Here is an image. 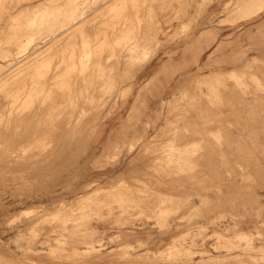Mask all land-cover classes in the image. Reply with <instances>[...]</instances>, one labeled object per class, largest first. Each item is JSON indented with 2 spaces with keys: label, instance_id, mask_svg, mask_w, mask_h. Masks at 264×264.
Here are the masks:
<instances>
[{
  "label": "rangeland",
  "instance_id": "obj_1",
  "mask_svg": "<svg viewBox=\"0 0 264 264\" xmlns=\"http://www.w3.org/2000/svg\"><path fill=\"white\" fill-rule=\"evenodd\" d=\"M120 1L66 0V5L65 0H0V264H264V0ZM73 14L86 25L85 32L62 40L57 29L64 22L69 26ZM98 22L114 25L116 32ZM97 23L103 27L99 31L108 27L106 34L114 33L111 42L104 32L96 39L106 38L100 41L105 49L113 47L96 51L103 58L97 56L89 73L99 79L86 78L93 80L86 82V91L85 83L64 85L68 91L74 86V93L79 89L75 100L57 93L55 103L44 93L50 103L77 100L75 106L69 101L70 106L58 103L56 109L53 104L54 111L48 103L51 108L39 114L31 110L38 100L34 91L21 102L16 89L32 83L34 76L37 80L43 68L59 63L64 64L57 68L60 72L80 70L77 65L73 71L65 61L74 47L85 53L81 69L91 67L94 39L86 36ZM73 75L63 78L70 81ZM43 79L40 84L46 80L48 85L55 78ZM9 94L19 95L23 105ZM27 118L45 128H35ZM49 119L54 127L61 125L63 132L56 130L60 135L49 129ZM46 127L60 137L55 141ZM34 128L40 129L39 138ZM30 133L37 139L29 137V142ZM64 134L68 138L62 141Z\"/></svg>",
  "mask_w": 264,
  "mask_h": 264
},
{
  "label": "bare ground",
  "instance_id": "obj_2",
  "mask_svg": "<svg viewBox=\"0 0 264 264\" xmlns=\"http://www.w3.org/2000/svg\"><path fill=\"white\" fill-rule=\"evenodd\" d=\"M87 1H88V0H87ZM105 1H106V0H105ZM112 1H113V2H112ZM119 1H120V0H119ZM12 2H13V1H12ZM18 2H19V0H18ZM20 2H21V1H20ZM45 2H46V1H45ZM63 2H64V0H63ZM80 2H81V1H80ZM85 2H86V1H85ZM103 2H104V0H103ZM111 2H112V3H111ZM111 2H110L109 4H113V5H114V4H116L115 2H118V0H115V2H114V0H111ZM121 2L124 3V1H122V0H121L119 3H121ZM126 2H127V1H126ZM136 2H138V1H136ZM136 2H135V4H137ZM6 3H7V2H6ZM52 3H53V2H52ZM56 3H57V2H56ZM64 3H66V0H65ZM70 3H71V2H70ZM70 3H69V5H70ZM139 3H140V2H139ZM3 4H4V3H3ZM3 4H2V5H3ZM9 4H10V3H9ZM59 4H60V3H59ZM67 4H68V3H66V5H67ZM101 4H102V3H101ZM109 4H108V5H109ZM117 4H118V3H117ZM130 4H131V1H130ZM133 4H134V3H133ZM6 5H7V4H6ZM53 5H54V4H53ZM63 5H64V4H63ZM63 5H62V6H63ZM71 5H72V4H71ZM71 5H70V6H71ZM84 5H85V4H84ZM105 5H107V3H106ZM118 5H119V7H120L121 4H118ZM127 5H128V4H127ZM127 5H126V7H127ZM9 6H10V5H9ZM9 6H8V7H9ZM39 6H40V5H39ZM57 6H58V5H57ZM70 6H69V7H70ZM74 6H75V7H74L75 9H78V8H79L78 6H77L78 8H76V5H74ZM82 6H83V5H82ZM109 6H110V5H109ZM5 7H6V6H5ZM37 7H38V6H37ZM43 7L45 8V6H43ZM54 7H56V6H54ZM107 7H108V6H107ZM112 7H113V6H112ZM115 7L117 8V6H115ZM119 7H118V8H119ZM131 7H132V6H131ZM135 7H136V6H135ZM137 7H139V6H137ZM137 7H136V9H137ZM31 8L35 9L34 7H31ZM56 8H57V7H56ZM58 8H59V7H58ZM101 8H102V7H101ZM104 8H105V7H104ZM113 8H114V7H113ZM116 8H115V9H116ZM11 9H13V8H11ZM28 9H29V8H28ZM41 9H42V8H41ZM41 9H40V10H41ZM66 9H67V8H66ZM68 9H69V8H68ZM72 9H73V6H72ZM72 9H70V11H71ZM75 9H74V10H75ZM79 9H80V8H79ZM79 9H78V10H79ZM129 9H130V7H129V8L127 7V11H128ZM131 9H132V8H131ZM0 10H1V9H0ZM2 10H3V9H2ZM24 10H25V9H24ZM31 10H32V9H31ZM31 10H29V12H30ZM56 10H57V9H55L54 12H56ZM64 10H65V9H64ZM113 10H114V9H113ZM113 10H112V11H113ZM61 11H62V10H61ZM67 11H69V10H67ZM76 11H77V10H76ZM76 11H75V12H76ZM79 11H80V10H79ZM79 11H78V12H79ZM99 11H101V9H98L97 12H98L99 14H98V13H97V14H98L99 16H102V13H103V12H102L101 15H100V12H99ZM104 11H106V9H105ZM127 11H126V12H127ZM132 11H133V10H132ZM138 11H139V10H137V12H138ZM4 12H5V11H4ZM4 12H3V13H4ZM24 12H25V11H24ZM31 12L33 13V11H31ZM35 12H36V10H35ZM38 12H39V10H38ZM40 12H41V11H40ZM57 12H58V10H57ZM82 12L84 13L85 11H82ZM82 12H80V13H82ZM128 12H129V11H128ZM134 12H136V11H134ZM26 13H28V11H27ZM62 13H63V12H62ZM62 13H61V14H62ZM67 13H68V12H67ZM71 13H72V12H70V15H71ZM83 13H82V14H83ZM30 14H31V13H30ZM33 14H34V13H33ZM35 14H36V13H35ZM40 14H42V13H40ZM49 14H50V12H49ZM77 14H79V13H77ZM108 14H109V13H108ZM131 14H133V13L131 12ZM3 15H4V14H3ZM56 15H57V14H56ZM59 15H60V13L58 14V16H59ZM62 15H63V14H62ZM64 15L66 16V13H65ZM80 15H81V14H80ZM95 15H96V14H95ZM103 15H105V14H103ZM106 15H107V13H106ZM111 15H113V14H111ZM116 15H117V14H116ZM118 15H119V14H118ZM133 15H134V14H133ZM133 15H132V16H133ZM137 15H138V14H137ZM25 16H26V15H25ZM46 16H47V15H46ZM49 16H50V15H49ZM52 16H54V15H52ZM72 16H73V19H72V22L69 24V26L66 27V25H63V24L65 23V22H64V23L62 24L63 27L60 25L61 27L57 29V31H58V33H59L57 36L63 37V38H61L62 40H63L64 38H66V37L71 36V35H72V37H73L74 35H77V36H78V34H77L78 31H79V32H80V31L83 32V31L85 30V26H86V25H84V26L82 27L83 24H82L81 22H77V20H76L77 17H74V14H73ZM96 16H97V15H96ZM96 16H95V17H96ZM30 17H31V15H30ZM102 17H103V16H102ZM110 17H111V16H110ZM130 17H131V16H130ZM8 18H9V17H8ZM26 18H27V17H26ZM47 18H48V17H47ZM63 18H64V17H63ZM69 18H70V17H69ZM78 18H79V17H78ZM92 18H93V17H92ZM114 18H115V17H114ZM122 18H123V17H122ZM124 18H126V17L124 16ZM136 18H137V17H136ZM136 18H133V19H136ZM21 19H22V17H21ZM44 19H45V18H44ZM55 19H56V18H55ZM96 19H97V17H96ZM117 19H118V18H117ZM131 19H132V18H131ZM133 19H132V20H133ZM0 20H1V19H0ZM19 20H20V19H19ZM47 20H49V19H47ZM57 20H58V19H57ZM59 20H60V19H59ZM66 20H68V19H66ZM104 20H105V19H104ZM106 20H107V19H106ZM112 20H114V19H112ZM112 20H111V21H112ZM119 20H120V19H119ZM132 20H131V21H132ZM51 21H52V20H51ZM55 21H56V20H55ZM84 21H85V20H84ZM84 21H83V23H84ZM114 21H117V20L115 19ZM114 21H112V22H114ZM121 21H122V20H120V22H121ZM20 22H22V21H20ZM23 22H24V21H23ZM48 22H49V21H48ZM66 22H67V21H66ZM87 22H88V23H87ZM87 22L85 21V23H87L88 25L91 24L90 19H89V21L87 20ZM93 22H94V21H93ZM96 22H97V21H96ZM102 22H104V21H102ZM16 23H17V22H16ZM24 23H25V22H24ZM38 23H39V22H38ZM44 23L46 24V21H45ZM51 23H53V21H52ZM57 23H58V22H57ZM68 23H69V22H68ZM77 23H81V24H79V25H81V26L79 27V25H78ZM94 23H95V22H94ZM98 23H101V22H98ZM98 23H97V24H98ZM106 23H109L108 20H107ZM110 23H111V22H110ZM117 23H119V21H118V22H115V25H117ZM124 23H125V22H124ZM130 23H131V22H130ZM132 23H133V22H132ZM134 23H135V22H134ZM39 24H40V23H39ZM42 24H43V23H42ZM45 24H44V25H45ZM55 24H56V23H55ZM60 24H61V23H60ZM119 24H120V23H119ZM119 24H118L117 27H120ZM127 24H128V23H127ZM15 25H16V24H15ZM24 25H25V24H24ZM27 25H28V24H27ZM31 25H32V24H31ZM40 25H41V24H40ZM47 25H49V23H47ZM88 25H87V27H89ZM102 25H103V27H104V26H109V24H106V25H105V23H104V24L101 23V26H102ZM53 26H55V25H53ZM95 26H96V25H95ZM95 26H94V27H95ZM98 26H99V27H98ZM113 26H114V25H111V27H113ZM124 26H125V25H124ZM127 26H128V25H127ZM18 27H19V26H18ZM21 27H22V26H21ZM33 27H34V26H33ZM35 27H36V26H35ZM35 27H34V28H35ZM58 27H59V26H58ZM90 27L92 28L93 25H91ZM94 27H93V28H94ZM103 27H101V28H103ZM111 27L109 26L110 29H111ZM115 27H116V26H115ZM121 27H122V26H121ZM138 27H139V26H138ZM11 28H12V27H11ZM40 28H41V27H40ZM42 28L44 29V26H43ZM53 28H54V27H53ZM93 28H92V29H93ZM99 28H100V25L98 24V25L93 29L94 32H92V33L90 32V33H89V36H86V37H87L86 39H88V40H89L90 37L94 39V40H93L94 42H93V44H92V45H93V46H92L93 49H91L92 51H90V52L93 54V56L90 57V60H91L90 62H92V63L89 64V65H91L90 68L87 67L88 72H85V71H87V69H86V70L84 69L85 71L82 70V69L85 67L84 62H83V61H84L83 57L85 56V53H83V51H82V52H81V51L79 52V50L82 49V47L80 46L81 48L79 47V50H76V49H78V48L75 49V47H74V49L72 48V49H73V52H70V51H69L70 49H69V50H68L69 52H67V53H69L70 55H69V56L66 55V59H65V61H66V60H69V61H70L68 64L71 65L73 71H74V69H75L74 67L77 66V65H79L78 67L80 68V70H79V68H78L79 71H76V69H75V74L73 75L74 72H73V73H69V72H68V69L65 68V67H69V68H71V67L68 66V65H66V66L64 67V68L66 69V71H65V70H62V72H63V71H64L65 73L68 72L69 75H70V74L73 75V76H72L73 78L71 77L72 80H71V78H70V79H69L70 81H66L65 78H63V77H64V75H65V77H67V78L70 77V76L68 75V73H67V75H66L65 73L62 74V72H60V69H57V68L63 67L64 64H63V65L60 64V67H58L59 63H58V65L56 64L57 66H54V64H52L54 67H52V66H48V67L45 66V67H47V68H46V69L43 68V70H44V71L42 70L43 72L38 71V72H41V73H42V74L39 73L40 76H38V77H39L38 79H40V78L43 79V78L45 77L46 79H47V78H49V79H50V78H51V79H53V78H55V79L60 78V79H63V80H62V81L59 80L58 82H56L55 79H54V81H52V80L50 79L52 84L49 82L48 85H47V84L45 85L44 83H45L46 80L43 81V80H44V79H43V80H41V81H43V84L45 85V86H44L43 84H40V83H41L40 80H38V79L36 80L37 76H36V77L34 76L36 73H35V74H32V75L34 76V78H35V79L32 80V83H29V82H28V84H26L27 82H26V83L24 82L26 85H25V84H24V85L21 84V85H20L21 87H20V86L18 87L19 89H16V88H15V89H16V92H15V93H18V92H19L18 90L21 91V92L19 93V95H20V94L22 95V96L20 95L21 98H22L21 102H22L23 99H24V103H26V102H25V97H26L27 94H25V93H29V94H30L31 91H32V92L34 91L35 93H33V94H36L35 96H37V93H38V96H37V99H38V100L35 101V103L37 102L38 104L36 103L37 105H34L35 103L32 102V103H34V104L31 105V106H32V107L35 106V107H33V108L31 107V108H32L31 110L34 111L33 109H35L36 111H39V112H38L39 114H41V113H42V114H43V113L45 114V112H46L45 110H47V109L49 110V109L53 106V104H54V106H56V107H55L56 109H57V106H58V105H59L58 108L60 107V104H61V106L63 105V103L60 102L62 99H61L60 101H58V100H59V99H58L57 101H58V103H60V104L57 103V104L55 105L56 100H54L53 97H54L57 93L59 94L60 97H63V96H66V95H67V96H69L70 99H72V98H73L74 100H75V99H78V97H77V98L75 97V96H76L75 94H79V93H78V92H79V89L76 90V91H78L77 93H74V92L71 91V90H73L74 86H73V87L70 86V89H71V90L69 89V91H68L67 89H66V90H67V91H66V90L64 89V87L68 86V88H69V85H75V86L77 87V86H81L82 83H85V84H84V90H85V87H86V85H87L86 82L89 81V80L86 81V78L89 79L88 77L91 78L92 75H95V76H96V74H92V75H91V73H89V71H90V69L92 68V66H93L94 64L98 63V61H97V59H98L97 56L99 55V53H98V55H97V52H96V51H97V50H100L99 47L102 46V45L100 46V44H101V43L103 44V42H104L103 40L106 39V38H103V37H102L103 39H102V38H101V39H102L103 42L101 41V39H100L99 42H98V41H97V40H98L97 38L100 37V36H102L101 34H102L103 32L105 33V35H107V36H106L107 38L113 36V34H114V33H111L112 35H111V36H108V34L110 35V31H111L112 29L109 30V33L107 32V34H106V31H108V30H107V29L105 30V28H108V27H105V28H104L105 31L102 29L103 32H102V31H99V30H98ZM101 28H100V30H101ZM109 28H108V29H109ZM124 28H125V27H124ZM124 28H123V29H124ZM126 28H127V27H126ZM131 28H132V26H131ZM0 29H1V27H0ZM9 29H10V28H9ZM36 29H37V28H36ZM55 29H56V28H55ZM115 29H116V28H115ZM117 29H118V28H117ZM138 29H139V28H138ZM18 30H20V28H19ZM34 30H35V29H34ZM37 30H38V29H37ZM37 30H36V31H37ZM49 30H50V29H49ZM90 30H91V29H90ZM120 30H121V29H120ZM24 31H25V29H24ZM39 31H40V30H38V32H39ZM50 31H54V30H50ZM50 31H49V32H50ZM86 31H87V33L89 32L88 29H86ZM112 31H115L114 28H113ZM127 31H128V30H127ZM132 31L134 32V28H133ZM132 31H131V32H132ZM3 32H4V31H3ZM5 32H6V31H5ZM10 32H11V30H10ZM30 32H31V31H30ZM43 32H44V31H42V33H43ZM47 32H48V31H47ZM55 32H56V30H55ZM84 32H85V31H84ZM99 32H100V33H99ZM101 32H102V33H101ZM115 32H116V31H115ZM136 32H137V30H136ZM23 33H24V32H23ZM39 33H41V32H39ZM87 33L84 34V37H85V35H87ZM122 33H124V32H122ZM122 33H121V34H122ZM128 33H129V32H128ZM19 34H20V33H19ZM21 34H22V33H21ZM29 34H30V33H29ZM34 34H35V33H34ZM47 34H48V33H47ZM117 34H118V33H117ZM117 34H116V35H117ZM119 34H120V32H119ZM119 34H118V35H119ZM12 35H13V34H12ZM15 35H16V34H15ZM23 35H25V34H23ZM23 35H21V36L23 37ZM27 35H28V33H27ZM36 35H37V37H38V34H36ZM40 35H41V34H40ZM82 35H83V34H82ZM123 35H124V34H123ZM135 35H136V34H135ZM135 35H134V37H135ZM17 36H18V35H17ZM17 36H16V37H17ZM21 36H20V37H21ZM42 36H43V35H42ZM45 36H46V35H45ZM79 36H81V33H80ZM79 36H78V37H79ZM103 36H104V35H103ZM114 36H115V35H114ZM126 36H127V33H126ZM130 36H131V35H130ZM138 36H139V35H138ZM10 37H11V36H10ZM18 37H19V36H18ZM27 37H28V36H27ZM72 37H71V38H72ZM81 37H82V36H81ZM81 37H80V38H81ZM84 37H83V38H84ZM88 37H89V38H88ZM116 37H117V36H116ZM2 38H3V37H2ZM57 38H58V37H57ZM73 38H74V37H73ZM76 38H77V37H76ZM80 38H79V39H80ZM83 38H82V39H83ZM113 38H114V37H112V39H113ZM125 38H126V37H125ZM135 38H136V37H135ZM14 39H15V38H14ZM20 39H21V38H20ZM22 39H23V38H22ZM61 39H60V38L56 39L57 44L60 43L59 41H61ZM69 39H70V38H69ZM74 39H75V38H74ZM79 39H78V40H79ZM96 39H97V40H96ZM108 39H109V38H108ZM138 39H139V38H138ZM7 40H8V37H7ZM17 40H18V39H17ZM64 40H66V39H64ZM67 40H68V39H67ZM70 40H72V39H70ZM83 40H84V39H83ZM83 40H82V41H83ZM95 40H96V41H95ZM109 40H110V39H109ZM128 40H129V39H128ZM132 40H133V39H132ZM2 41H3V40H2ZM14 41H16V40H14ZM34 41H35V40H34ZM36 41H37V39H36ZM91 41H92V39H91ZM91 41H90V42H91ZM100 41H101V43H100ZM107 41H108V40H107ZM112 41H113V40H112ZM123 41H124V38H123ZM129 41H130V40H129ZM12 42H13V41H12ZM54 42H55V41H54ZM56 42H55V43H56ZM61 42H62V41H61ZM65 42H66V41H65ZM72 42H73V41H72ZM85 42H88V41H84L83 43H85ZM90 42H89V44H90ZM97 42L99 43V45L97 44ZM109 42H111V40H110ZM113 42H114V41H113ZM113 42H112V43H113ZM131 42H132V41H131ZM131 42H130V43H131ZM0 43H1V42H0ZM22 43H23V42H22ZM81 43H82V42H81ZM104 43H105V42H104ZM107 43H108V42H107ZM126 43H127V42H126ZM135 43H137V42H135ZM140 43H141V42H140ZM5 44H7V43H5ZM17 44H18V43H17ZM52 44H53V43H52ZM57 44H56V45H57ZM115 44H116V43H115ZM117 44H118V42H117ZM119 44H120V43H119ZM2 45H3V44H2ZM9 45H10V44H9ZM9 45H8V46H9ZM59 45H60V44H59ZM61 45H62V44H61ZM66 45H67V43H66ZM68 45H69V44H68ZM73 45H74V44H73ZM78 45H79V43H78ZM81 45H82V44H81ZM84 45H85V44H84ZM90 45H91V44H90ZM104 45H105V44H104ZM111 45H112V44H111ZM111 45H110V46H111ZM113 45H114V44H113ZM126 45H127V44H126ZM17 46H18V45H17ZM19 46H20V45H19ZM63 46H64V45H63ZM106 46H108V44H107ZM110 46H108V47H110ZM120 46H121V45H120ZM120 46H118V47H120ZM122 46H123V45H122ZM136 46H137V45H136ZM140 46H141V45H140ZM142 46H143V45H142ZM11 47H12V46H11ZM28 47H29V46H28ZM49 47H51V46H49ZM58 47H59V46H58ZM69 47H70V46H69ZM76 47H78V46H76ZM103 47H104V46H103ZM103 47H101V48H103ZM138 47H139V46H138ZM12 48H13V47H12ZM52 48H53V47H52ZM54 48H55V47H54ZM61 48H62V46H61ZM110 48H113V47H110ZM110 48H109V50H110ZM115 48H116V46H115ZM123 48H124V47H123ZM125 48H127V47H125ZM132 48H133V45H132ZM135 48H136V47H135ZM0 49H1V48H0ZM13 49H14V48H13ZM17 49H18V48H17ZM17 49H16V50H17ZM64 49H65V48H64ZM72 49H71V50H72ZM103 49H105V48H103ZM106 49H107V48H106ZM106 49H105V51H106ZM127 49H129V48H127ZM133 49H134V48H133ZM139 49H140V48H139ZM139 49H138V50H139ZM7 50H8V49H7ZM46 50H47V49H46ZM54 50H56V49H54ZM58 50H59V49H58ZM74 50H75V51H74ZM86 50H87V48H86ZM89 50H90V49H89ZM89 50H88V51H89ZM107 50H108V49H107ZM109 50H108V51H109ZM129 50H130V49H129ZM131 50H132V49H131ZM131 50H130V51H131ZM2 51H3V50H2ZM9 51H10V49H9ZM11 51H12V50H11ZM11 51H10V53H11ZM14 51H15V50H14ZM105 51L103 50V52H105ZM113 51H114V50H113ZM130 51H129V52H130ZM134 51H135V49H134ZM134 51H133V53H134ZM44 52H45V51H44ZM47 52H49V51H47ZM51 52H52V51H51ZM53 52H54V51H53ZM55 52H56V51H55ZM57 52H58V51H57ZM98 52H99V51H98ZM100 52H102V50H100ZM120 52H121V51H120ZM0 53H1V52H0ZM15 53H16V52H15ZM86 53H88V52L86 51ZM106 53H107V52H106ZM112 53H113V52H112ZM127 53H128V51H127ZM2 54H3V53H2ZM53 54H54V53H53ZM56 54H57V53H56ZM62 54H63V53H62ZM62 54L60 53V56H61ZM89 54H90V53H89ZM101 54H103V53H101ZM101 54L99 55V57H102ZM115 54H116V53H115ZM130 54H131V53H130ZM4 55H5V54H4ZM7 55H8V54H7ZM42 55H43V54H42ZM44 55H45V54H44ZM64 55H65V54H64ZM90 55H91V54H90ZM90 55H89V56H90ZM123 55H124V54H123ZM132 55H134V54H132ZM11 56H13V54H11ZM53 56H54V55H53ZM62 56H63V55H62ZM62 56H61V57H62ZM103 56H104V55H103ZM108 56H109V55H108ZM112 56L114 57L115 55L113 54ZM112 56H111V57H112ZM127 56H128V55H127ZM17 57H18V56H17ZM38 57H39V56H38ZM50 57H51V55H50ZM61 57H59L60 60H61ZM63 57L65 58V56H63ZM67 57H68V59H67ZM4 58L6 59V57H4ZM57 58H58V55H57ZM57 58H55V60H56ZM102 58H103V57H102ZM107 58H108V57H107ZM12 59H13V57H12ZM34 59H35V58H34ZM38 59H39V58H38ZM38 59H37V60H38ZM43 59H44V58H43ZM49 59H50V58H49ZM62 59H63V58H62ZM44 60H45V59H44ZM47 60H48V59H47ZM55 60H54V61H55ZM98 60H99V59H98ZM101 60H102V59H101ZM101 60H100V61H101ZM104 60H105V59H104ZM123 60H124V59H123ZM129 60H131V59H129ZM133 60H134V59H133ZM28 61H29V60H28ZM39 61H42V58H41V60H39ZM45 61H46V60H45ZM57 61H59V60L57 59ZM118 61H121V59H119ZM47 62H48V61H47ZM61 62H63V60L60 61V63H61ZM101 62H103V60H102ZM101 62H99V65H96V66L100 67V63H101ZM133 62H134V61H133ZM23 63H24V62H23ZM33 63H34V62H33ZM36 63H38V62L36 61ZM49 63H50V62H49ZM52 63H53V62H52ZM64 63H65V62H64ZM88 63H89V62H88ZM88 63H86V64L88 65ZM7 64H8V63H7ZM9 64H11V63H9ZM27 64H28V63H27ZM29 64H30V63H29ZM31 64H32V63H31ZM39 64H40V63H39ZM45 64H47V63L45 62ZM92 64H93V65H92ZM126 64H127V63H126ZM129 64H130V63H129ZM131 64H132V63H131ZM21 65H22V64H21ZM32 65H33V64H32ZM42 65H43V64H42ZM49 65H51V63H50ZM87 65H86V66H87ZM104 65H105V64H104ZM19 66H20V65H19ZM19 66H18V67H19ZM25 66H26V64H25ZM101 66H102V65H101ZM20 67H21V66H20ZM28 67H29V66H28ZM28 67H26V68L24 69V70H26L27 73L29 72V71H27ZM30 67H31V66H30ZM34 67H35V66H34ZM39 67H40V66H39ZM39 67H38V68H39ZM98 67H97V69H98ZM131 67H132V66H131ZM1 68H2V67H1ZM6 68H7V67H6ZM6 68H5V69H6ZM16 68H17V67H16ZM16 68H15V69H16ZM23 68H24V66H23ZM31 68H32V67H31ZM36 68H37V67H36ZM81 68H82V69H81ZM17 69H19V68H17ZM17 69H16V70H17ZM21 69H22V68H21ZM21 69H19V70H17V71H20ZM62 69H63V68H62ZM93 69H94V68H93ZM93 69H91V70H93ZM97 69L95 68V71H96ZM99 69H100V68H99ZM103 69H104V68H103ZM1 70H2V69H1ZM13 70H14V69H13ZM36 70H37V69H34V71H36ZM40 70H41V69H40ZM57 70H58V71H57ZM104 70H105V69H104ZM137 70H138V69H137ZM69 71H72V70L69 69ZM21 72H22V71H21ZM26 72L23 71L22 73H25V74H26ZM31 72H32V71H31ZM38 72H37V73H38ZM76 72H77V73H76ZM91 72H92V71H91ZM93 72H94V70H93ZM101 72H102V71H101ZM101 72H100V73H101ZM236 72H237L238 74H240V72H238V71H236ZM0 73H1V72H0ZM95 73L98 74L99 71H98V72H95ZM17 74H18V73H17ZM111 74H112V73H111ZM113 74H114V73H113ZM14 75H15V74H14ZM37 75H38V74H37ZM98 75L100 76L101 74H98ZM218 75H221V74H218ZM8 76L13 77L12 75H8ZM20 76H22V75H20ZM25 76H27V75H25ZM28 76H29V75H28ZM28 76H27V77H28ZM17 77H18V76H17ZM17 77H16V79H17ZM23 77H24V76H23ZM29 77H30V76H29ZM102 77H103V76H102ZM92 78H93V77H92ZM92 78H91V79H92ZM95 78H97V76L94 77V79H95ZM236 78H237V77H236ZM14 79H15V78H14ZM20 79H21V77H20ZM49 79H48V80H49ZM91 79H90V81L93 82V80H91ZM97 79H99V78H97ZM111 79H112V78H111ZM3 80H4V79H3ZM22 80H23V79H22ZM29 80H30V79H29ZM29 80H28V81H29ZM48 80H47V82H48ZM0 81L2 82L1 79H0ZM5 81H6V80H5ZM8 81H10V80H8ZM13 81H15V80H13ZM34 81H35V82H34ZM84 81H85V82H84ZM90 81H89V83H90ZM125 81H126V80H125ZM19 82H20V81H19ZM47 82H46V83H47ZM53 82H54V83L56 82V83H55L56 85H55V84L53 85ZM95 82H96V81H95ZM97 82H98V81H97ZM106 82H107V81H106ZM106 82H105V83H106ZM110 82H111V81H110ZM6 83H7V82H6ZM6 83H4V84H6ZM89 83H88V85H90ZM113 83H114V82H113ZM4 84H3V85H4ZM8 84H9V82H8ZM11 84L13 85V82H12ZM14 84H15V83H14ZM16 84H17V82H16ZM18 84H19V83H18ZM50 84L54 86V88H53V86H52V89H55V88H56V89H55L56 91L52 92V91H53L52 89H50V90L48 89V87L50 86ZM103 84H104V83H103ZM1 85H2V84H1ZM12 85H10L11 88H14ZM64 85H65V86H64ZM94 85H95V84H94ZM97 85H98V84H97ZM109 85H110V84H109ZM8 86H9V85H8ZM8 86H7V87H8ZM23 86H24V87H23ZM63 86H64V87H63ZM91 86H93V85H91ZM1 87H2V86H1ZM1 87H0V88H1ZM4 87H5V86H4ZM15 87H16V86H15ZM71 87H72V88H71ZM95 87H96V86H95ZM5 88H6V87H5ZM49 88H50V87H49ZM58 88H60V90H59ZM90 88H91V87H90ZM93 88H94V87H93ZM106 88H107V86H106ZM111 88H112V87H111ZM2 89H3V88H2ZM15 89H14V90H15ZM75 89H76V88H75ZM88 89H89V88H88ZM91 89H92V88H91ZM100 89H101V88H100ZM113 89H114V88H113ZM113 89H112V90H113ZM5 90H6V89H5ZM10 90H11V89H10V87H9V91H8V92H10ZM12 90H13V89H12ZM14 90H13V91H14ZM36 90H37V91H36ZM58 90H59V91H58ZM61 90H62V91H61ZM80 90H83V89H81V87H80ZM84 90H83V92H84ZM0 91H1V90H0ZM50 91H51L52 93H50ZM60 91H61V92H60ZM70 91L74 94V95L71 96V97H70V95H72V93H68V92H70ZM73 91H74V90H73ZM76 91H75V92H76ZM85 91H86V90H85ZM88 91H89V90H88ZM91 91H92V90H91ZM105 91H106V90H105ZM107 91H108V90H107ZM1 92H2V91H1ZM11 92H12V91H11ZM11 92H10V93H11ZM32 92H31V93H32ZM45 92H47V94H46L47 97H48L50 94L53 95L52 97H51V95H50L49 97H50V99L52 98V99L55 101V103H52V102H51L52 104L50 103L51 100H48V98L45 97V96H46V95H44ZM97 92H99V91H97ZM103 92H104V91H103ZM110 92H111V90H110ZM127 92H128V91H127ZM4 93H5V91H4ZM12 93H13V92H12ZM48 93H49V95H48ZM94 93H95V92H94ZM123 93H124V92H123ZM1 94H3V92H2ZM41 94H43V95H41ZM4 95H5V94H4ZM9 95H12V94H9ZM19 95H17V96H19ZM23 95H24V96H23ZM40 95H41V96H44L45 98H47L48 102H46L45 105H44V103H43V102H45V100H44L45 98L43 99L44 101H43V100H40V98H38V97H41ZM102 95H104V94H102ZM12 96H13V95H12ZM12 96H11V97H12ZM15 96H16V95H15ZM15 96H13V97H15ZM17 96L15 97V99L13 98V101H15V100L17 99ZM28 96H30V98L27 97V99H31V96H32V95H28ZM79 96H80V95H79ZM88 96H89V93H88ZM96 96H97V95H96ZM98 96H99V95H98ZM105 96H106V95H105ZM3 97H4V96H3ZM23 97H24V98H23ZM57 97H58V96L56 95L55 98L57 99ZM60 97H59V98H60ZM74 97H75V98H74ZM5 98H6V97H5ZM5 98H4V99H5ZM67 98H68V97H67ZM67 98H64L63 100L65 101V99H67ZM80 98H81V96H80ZM86 98H88V97H86ZM93 98H94V97H93ZM103 98H104V97H103ZM1 99H2V98H1ZM11 99H12V98H11ZM18 99H20V98H18ZM18 99H17V100H18ZM27 99H26V100H27ZM35 99H36V97H35ZM41 99H42V97H41ZM84 99H85V98H84ZM2 100H3V99H2ZM5 100H6V99H5ZM5 100H3V101H5ZM33 100H34V97L32 98L31 101H33ZM74 100H73V102H72V100H69V101L71 102V103H70L71 106H72V105L75 106L74 104L77 103V100H76V103L74 102ZM88 100H89V99H88ZM6 101H7V100H6ZM9 101H11V100H9ZM18 101H19V100H18ZM27 101H29V100H27ZM31 101H29V102H31ZM54 101H53V102H54ZM64 101H63V102H64ZM69 101H68V99H67L66 102H68L67 105L70 106ZM86 101H87V100H86ZM15 102H17V101H15ZM15 102H13L12 104H13V105H15V104H16V105H19V104H20V101L18 102L19 104L15 103ZM78 102H79V101H78ZM80 102H81V101H80ZM82 102H83V101H82ZM7 103H8V102H7ZM14 103H15V104H14ZM32 103H31V104H32ZM48 103L51 104V107H50V105H49ZM64 103H65V102H64ZM73 103H74V104H73ZM4 104H5V103H4ZM21 104L23 105V103H21ZM21 104H20V105H21ZM28 104H29V105H27V106L30 107V103H28ZM83 104H84V103H83ZM93 104H94V103H93ZM9 105H10V104H9ZM13 105H12V106H13ZM16 105H15V107H16ZM24 105H25L24 107H27L26 104H24ZM65 105H66V104L63 105V106H64V109H65V107L67 106V105H66V106H65ZM95 105H96V103H95ZM54 106H53V109H54ZM63 106H62V107H63ZM79 106H80V104H79ZM91 106H92V105H91ZM91 106H90V107H91ZM15 107L13 106V109H14ZM29 107H28V111L30 110ZM49 107H50V108H49ZM76 107H77V106H76ZM82 107H83V106H82ZM88 107H89V106H88ZM16 108H17V107H16ZM20 108H21V106H20ZM22 108H23V107H22ZM68 108H69V107H68ZM71 108H72V107H71ZM71 108H70V109H71ZM74 108H75V107H74ZM74 108H73V110H75ZM4 109H5V107H4ZM7 109H8V108H7ZM7 109H6V110H7ZM9 109H10V107H9ZM53 109H52L51 111H53ZM56 109H54V111H55ZM59 109H60V108H59ZM59 109H58V110H59ZM76 109H77V108H76ZM84 109H85V108H84ZM10 110H11V109H10ZM21 110L23 111V109H21ZM31 110H30V113L33 115L34 112L32 113ZM48 110H47V111H48ZM73 110H72V111H73ZM8 111H9V110H8ZM15 111H17V110L15 109ZM44 111H45V112H44ZM51 111H49V112L51 113ZM60 111H61V110H60ZM64 111H65V110H64ZM76 111H78V109H77ZM79 111H80V110H79ZM26 112H27V111H26ZM58 112H59V111H58ZM62 112H63V111H62ZM62 112H60V113H62ZM68 112H69V111H68ZM84 112H85V111H84ZM20 113H21V112H20ZM23 113H24V111H23ZM38 113H37V114L34 113V116H37V115H38V117H35V118H38V119H39L41 115L39 116ZM69 113H70V112H69ZM79 113H80V112H79ZM10 114H11V112H10ZM24 114H25V113H24ZM28 114H29V112H28ZM53 114H54V113H53ZM63 114H64V113H63ZM66 114H67V113H66ZM76 114H77V113H76ZM76 114H75V115H76ZM1 115H2V114H1ZM16 115H17V114H16ZM50 115H51V114H50ZM50 115H49V113H48L49 118H50ZM57 115H58V114H57ZM64 115H65V114H64ZM64 115H63V117H64ZM73 115H74V114H73ZM79 115H80V114H79ZM83 115H84V114H83ZM17 116H18V115H17ZM23 116H24V115H23ZM28 116H29V115H28ZM43 116H44V115H43ZM54 116H56V115L54 114ZM59 116H60V115H59ZM61 116H62V115H61ZM80 116H81V115H80ZM9 117H10V116H9ZM9 117H8V118H9ZM20 117H21V116H20ZM24 117H25V116H24ZM44 117H47V115H45ZM57 117H58V116H57ZM1 118H2V116H1ZM25 118H26V117H25ZM30 118H31V115H30ZM30 118H29V119L27 118V119L30 120ZM41 118H42V117H41ZM41 118H40V119H41ZM51 118H53V117H51ZM65 118H68V117L65 116ZM74 118H75V117H74ZM5 119H6V118H5ZM5 119H4V120H5ZM21 119H22V117H21ZM40 119H39V120H40ZM42 119H43V122H44V118H42ZM47 119H48V117L45 119V121H47ZM56 119H57V118H56ZM56 119H55V120H56ZM60 119H61V118H60ZM70 119H71V118H70ZM76 119H77V118H76ZM78 119H79V118H78ZM2 120H3V118H2ZM8 120H9V119H8ZM10 120H11V119H10ZM16 120H17V119H16ZM28 120H27V121H28ZM31 120H32V123L36 125L37 122L34 123V122H33V118H32ZM31 120H30V121H31ZM35 120H36V119H35ZM35 120H34V121H35ZM71 120H72V119H71ZM20 121H21V120H20ZM27 121H26V122H27ZM36 121H37V120H36ZM41 121H42V120H40V122H41ZM49 121H50V122H49ZM49 121H48L47 123H48V124L51 123L52 128H49V127H48V128H49V129H53V130H55L54 133L57 132V131H62V132H63V130H61V125L59 124L60 120H56V121H59V122H57V123H58V125H60V126H59L60 128H59V127L57 126V124H55L56 129H55L54 125L52 124V123H55L54 119H52V120L49 119ZM53 121H54V122H53ZM64 121H65V120H64ZM67 121H68V120H67ZM67 121H65V122H67ZM69 121H70V120H69ZM21 122H22V121H21ZM40 122L38 121V124H39ZM43 122H42V123H43ZM72 122H74V121H72ZM75 122H77V121H75ZM75 122H74V123H75ZM13 123H14V122H13ZM16 123H17V122H16ZM28 123L30 124L29 121H28ZM32 123H31V124H32ZM42 123L39 124V125H36L37 127H35V128H39L38 126H41ZM74 123H73V124H74ZM17 124H18V123H17ZM21 124H23V123H21ZM31 124H30V125H31ZM61 124H62V123H61ZM1 125H2V124H1ZM1 125H0V126H1ZM30 125H29V126H30ZM35 125H33V126H35ZM63 125H64V124H62V126H63ZM65 125H66V124H65ZM18 126H19V125H18ZM22 126H23V125H22ZM22 126H21V127H22ZM27 126H28V125H27ZM33 126L31 125L30 127L33 128ZM45 126H46V125H45ZM48 126H50V124H49ZM51 126H50V127H51ZM2 127H3V126H2ZM13 127H14V126H13ZM30 127H29V129H28L27 127H25V128L28 129L27 132H28L29 130L31 131V128H30ZM42 127H44V126L42 125ZM57 127H58L60 130H58ZM65 127H66V126H65ZM65 127L63 126V128H65ZM67 127H68V126H67ZM67 127H66L65 130H67V132L71 131V130H70L71 127H70V128H67ZM3 128H4V127H3ZM15 128H16V127H15ZM18 128H19V127H18ZM18 128H17V129H18ZM25 128H24V129H25ZM35 128H34V130L32 129V131H35V133L38 131V136H37V137L39 138V134L41 133V132L39 131L40 129L38 130V129H35ZM40 128H41V127H40ZM44 128H45V127H44ZM78 128H79V127H78ZM24 129H23V131H24ZM41 129H42V128H41ZM21 130H22V129H21ZM25 130H26V129H25ZM36 130H37V131H36ZM44 130H45V129H44ZM44 130L42 129V131H44ZM47 130H48V129H47V127H46V131H47ZM56 130H57V131H56ZM68 130H69V131H68ZM92 130H93V129H92ZM51 131H52V130H49V131H47V132H48L51 136L53 135L52 138H53L54 140H55L57 137H60L59 135L61 134V132H60V133L57 132L59 135L57 134V135H56L57 137L55 138L54 135H55L56 133H55V134H54V133L52 134V133H50ZM73 131H74V132L77 131V128H75ZM73 131H72V132H73ZM9 132H10V131H9ZM39 132H40V133H39ZM44 132H45V131H44ZM72 132H71V133H72ZM93 132H95V131H93ZM28 133H29V132H28ZM71 133H70V134L67 133V135H70V136H71ZM172 133H173V132H172ZM33 134H34V132H33ZM41 134H42V133H41ZM44 134H45V133H44ZM46 134H47V133H46ZM62 134H63V133H62ZM72 134H73V133H72ZM23 135H24V134H23ZM30 135H31V133L29 134V136H28L26 139L29 140V142H30V140H31V142H32V139H29V137H30V138H36V135H34L35 137H34V136L32 137V136H30ZM47 135H48V134H47ZM67 135L64 134L63 137H61V140H62L64 137L68 138ZM90 135H91V134H90ZM166 135H167V134H166ZM10 136H11V135H10ZM25 136H26V135H25ZM45 136H46V135H45ZM51 136H50V137H51ZM80 136H81V135H80ZM8 138H9V137H8ZM43 138H44V135H43ZM52 138H51V139H52ZM36 139H37V138H36ZM36 139H34V140L36 141ZM45 139H46V138H45ZM47 139H49L48 136H47ZM78 139H79V138H78ZM6 140H7V139H6ZM34 140H33V141H34ZM39 140H40V139H39ZM46 141H47V140H46ZM51 141H52V140H51ZM55 141H56V140H55ZM59 141H60V139H59ZM62 141H63V140H62ZM14 142H15V141H14ZM27 142H28V141H27ZM29 142H28L27 144L31 146V144H29ZM42 142H43V141H42ZM42 142H41V143H42ZM44 142H45V141H44ZM82 142H83V139H82ZM120 142H121V141H120ZM4 143H5V142H4ZM39 143H40V142H39ZM45 143H46V142H45ZM45 143H44V144H45ZM155 143H156V142H155ZM34 144H35V143H34ZM42 144H43V143H42ZM48 144H49V143H48ZM35 145H36V144H35ZM35 145H34V146H35ZM7 146H8V145H7ZM10 146H11V144H10ZM34 146H33V147H34ZM47 146H48V145H47ZM49 146H50V144H49ZM53 146H54V145H53ZM55 146H57V145H55ZM25 147H26V146H25ZM61 147H62V146H61ZM40 148H41V147H40ZM46 148H47V147H46ZM57 148H58V147H57ZM77 148H78V147H77ZM166 148H167V147H166ZM12 150H13V149H12ZM15 150H16V149H15ZM25 150H26V149H25ZM44 150H45V149H44ZM44 150H43V151H44ZM115 150H116V149H115ZM173 151H174V150H173ZM196 151H197V150H196ZM19 152H20V151H19ZM31 152H32V151H31ZM50 152H51V151H50ZM53 152H54V151H52V153H53ZM165 152H166V151H165ZM11 153H12V152H11ZM24 153H25V152H24ZM56 153H57V152H56ZM56 153H55V154H56ZM76 153H77V152H76ZM146 153H147V152H146ZM36 154H37V153H36ZM38 154H40V153H38ZM46 154H48V152H47ZM46 154H45V155H46ZM172 154H173V153H172ZM28 155H29V154H28ZM30 155H31V154H30ZM32 155H33V154H32ZM56 155H57V154H56ZM173 155H174V154H173ZM58 156H59V155H58ZM70 156H71V155H70ZM72 156H73V155H72ZM188 156H189V155H188ZM5 157H6V156H5ZM28 157H29V156H28ZM44 157H45V156H44ZM48 157H49V156H48ZM48 157L46 156V158H48ZM25 158H26V157H25ZM32 158H33V157H31V162H32ZM41 158H43V157H41ZM53 158H54V157H53ZM27 159H28V158H27ZM29 159H30V157H29ZM29 159H28V160H29ZM50 159H51V158H50ZM174 159H175V158H174ZM39 160H41V159H39ZM67 160H69V158H68ZM72 160H74V159H72ZM164 160H165V159H164ZM176 160H177V159H176ZM36 161H38V159H37ZM41 161H42V160H41ZM53 161H54V160H53ZM7 162H8V161H7ZM31 162H30V163H31ZM38 162H39V161H38ZM69 162H70V161H69ZM69 162H68V163H69ZM165 162H166V160H165ZM19 163H20V162H19ZM28 163H29V162H28ZM47 163H48V161H47ZM49 163H50V162H49ZM66 163H67V162H66ZM180 163H181V162H180ZM36 164H37V163H36ZM36 164H35V165H36ZM61 164H62V163H61ZM183 164H184V163H183ZM29 165H30V164H29ZM51 165H52V164H51ZM64 165H65V164H64ZM25 166H26V163H25ZM33 166H34V165H33ZM47 166H48V165H47ZM67 166H68V164H67ZM43 167H44V166H43ZM50 167H51V166H50ZM183 167H184V166H183ZM189 167H190V166H189ZM170 168H171V167H170ZM45 169H46V167H45ZM41 170H42V169H41ZM52 170H53V169H52ZM59 170H60V169H59ZM43 171H44V170H43ZM189 171H190V170H189ZM38 172H39V171H38ZM38 172H37V173H38ZM48 172H49V171H48ZM182 172H183V171H182ZM35 173H36V172H35ZM49 173H50V172H49ZM167 173H168V172H167ZM42 174H43V173H42ZM46 174H47V173H46ZM54 174H55V173H54ZM187 174H188V173H187ZM43 175H45V174H43ZM167 175H168V174H167ZM14 176H15V175H14ZM54 176H55V175H54ZM7 177H8V176H7ZM12 178H13V175H12ZM38 178H39V177H38ZM12 184H13V183H12ZM86 189H87V188H86ZM74 194H75V193H74ZM57 207H58V206H57ZM67 207H68V205H67ZM65 209H66V208H65ZM71 209H72V208H71ZM53 213H54V212H53ZM55 214H56V213H55ZM62 214H63V213H62ZM65 214H66V213H65ZM80 214H81V213H80ZM52 215H53V214H52ZM66 216H68V215H66ZM46 221H47V220H46ZM43 224H44V223H43ZM47 228H49V227H47ZM50 229H51V228H50ZM79 230H80V228H79ZM47 231H48V230H47ZM49 232H50V231H49ZM74 232H75V231H74ZM81 233H82V232H81ZM85 234H86V233H85ZM42 236H43V235H42ZM66 236H67V235H66ZM94 253H95V252H94ZM95 255H96V254H95ZM110 255H111V254H110ZM110 255H109V256H110ZM93 256H94V255H93ZM93 256H92V257H93ZM90 257H91V256H90ZM197 262H199V261H197Z\"/></svg>",
  "mask_w": 264,
  "mask_h": 264
}]
</instances>
